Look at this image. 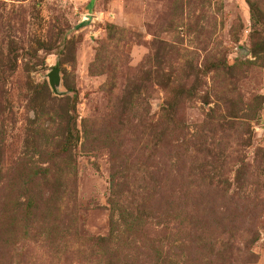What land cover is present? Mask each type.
Segmentation results:
<instances>
[{
	"label": "rangeland",
	"instance_id": "rangeland-1",
	"mask_svg": "<svg viewBox=\"0 0 264 264\" xmlns=\"http://www.w3.org/2000/svg\"><path fill=\"white\" fill-rule=\"evenodd\" d=\"M0 264H264V0H0Z\"/></svg>",
	"mask_w": 264,
	"mask_h": 264
},
{
	"label": "water",
	"instance_id": "water-1",
	"mask_svg": "<svg viewBox=\"0 0 264 264\" xmlns=\"http://www.w3.org/2000/svg\"><path fill=\"white\" fill-rule=\"evenodd\" d=\"M51 77V83L53 85L57 84L59 82V73H58V69L55 68L50 74Z\"/></svg>",
	"mask_w": 264,
	"mask_h": 264
}]
</instances>
